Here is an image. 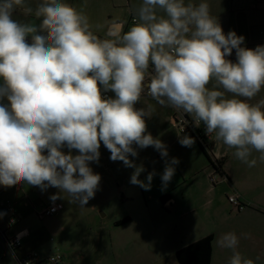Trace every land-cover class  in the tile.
Instances as JSON below:
<instances>
[{"label":"clouds","instance_id":"9594fccd","mask_svg":"<svg viewBox=\"0 0 264 264\" xmlns=\"http://www.w3.org/2000/svg\"><path fill=\"white\" fill-rule=\"evenodd\" d=\"M17 8L39 25L14 19ZM133 11L126 32L113 21L101 38L104 26L65 0H41L35 10L26 0H0V101H7L0 103V185L54 187L53 202L67 193L85 207L100 186L90 164L99 162L102 143L113 162L134 169L130 183L145 191L156 173L140 180L145 168L130 157L153 147L165 161L166 188L180 161L169 160L167 146L147 131L151 106L136 107L145 89L158 104L202 122L205 134L248 167L257 162L249 159L253 151L264 160V100L249 103L264 89V45L243 47L245 37L225 33L206 0H141ZM179 142L192 147L195 139ZM217 243L233 250L229 264H253L236 250L235 232Z\"/></svg>","mask_w":264,"mask_h":264},{"label":"crops","instance_id":"0c3cea01","mask_svg":"<svg viewBox=\"0 0 264 264\" xmlns=\"http://www.w3.org/2000/svg\"><path fill=\"white\" fill-rule=\"evenodd\" d=\"M65 2L78 9L83 7L93 25L104 26L96 34L106 38L105 32L113 21L121 23L125 32L132 26V19L135 17L133 9L139 6L141 0H65ZM200 2L201 0H185L186 4ZM206 2L210 6L211 15L218 18L225 33L235 31L237 35L245 37L243 47L254 49L258 45H264V0H206ZM26 3L35 10L41 0H26ZM158 15L163 13L158 12ZM13 18L21 23L35 25L40 23L34 15L25 16L20 8L16 9ZM228 59L235 62V50ZM207 87L212 89L214 82H210ZM105 94L114 95L110 92ZM226 96L231 97V94L226 93ZM261 100H264V89L249 103L255 104ZM0 103L6 104L7 101H0ZM149 106H151V112L150 117H145L146 123L163 138L171 158L179 159L180 163L176 169L179 170L180 179H183L170 190L169 198L162 204L163 207L170 212H180L186 217L199 216L197 212H203L208 219V224L202 222L195 240L213 237L212 262L216 257L218 260L221 257L223 261H226L225 256L233 255V250L220 247L217 241L223 234L235 232L239 238L236 250L246 259L254 258L261 261V264L264 263V160L260 159L261 154L253 151L249 159H256L257 162L255 167H248L234 156V149L228 148L217 140L213 133L211 158L214 161H222L224 174L219 176L218 183L214 186L209 178L215 170L210 166L196 142L192 147H184L180 144V138L190 135L180 134L174 127L172 108L167 104H158L147 95L145 89L141 102L136 107L148 108ZM202 126L205 127L203 123ZM63 150L68 151L67 148ZM138 153L143 151L138 149ZM73 154H76L75 151ZM190 154L195 159V163L189 160ZM136 164H143L145 171L141 175H148L150 172L148 164L143 162ZM90 166L101 176L100 186L94 198L90 199L85 207H81L78 203H72V198L67 193H61L63 198L55 201L62 203L64 210L52 217L39 218L37 213L52 201L50 197L58 194L59 189L49 187L42 190L38 186L21 183L6 188L2 192L0 212L6 213V204L10 202L16 206L20 221L14 227L8 228L5 214L0 218V230L6 231L8 236L23 230L29 232V235L23 239L22 249L18 255L38 252L42 257V264H45L44 261L48 256L55 253L63 255V264H167L163 259L165 253L158 251L157 247L154 248L156 253L150 251L153 247L146 244L143 230L138 225H134L132 219L126 216L129 222L118 225L123 220L119 219L123 211L119 213L118 209L109 226L91 225L88 227L90 234L88 232L82 234L79 231L76 223L81 218L85 221L89 216L101 215L106 218L113 215L116 207L119 208L125 203L129 190L128 184L134 171L133 168L125 167L122 161L113 162L110 159V152L102 143L99 162H93ZM201 173H207L203 182L206 196L199 202L191 195L188 196L186 191ZM139 179L143 180L141 177ZM116 186H121V189L117 190ZM180 188L182 190L177 195ZM231 195H236L245 205L243 210L238 211L229 204L228 198ZM34 214L41 219V222H45L42 226L30 227L26 224L33 219ZM95 230L98 234L92 239ZM179 250L176 248L175 252ZM176 253L169 264H179ZM0 264H13L5 255L1 242Z\"/></svg>","mask_w":264,"mask_h":264},{"label":"rangeland","instance_id":"374dc122","mask_svg":"<svg viewBox=\"0 0 264 264\" xmlns=\"http://www.w3.org/2000/svg\"><path fill=\"white\" fill-rule=\"evenodd\" d=\"M147 131L150 132L153 137H158L163 141V138L160 137L148 125ZM139 150H142L143 153H139L138 157L136 158L130 157V159H133L135 163H146L150 167V172L155 171L156 174L154 175L151 182V189L145 191L140 186L133 185L129 182V190L126 194L127 200L119 208L116 207L114 209L113 215H110L106 218L102 217L101 215L97 217L89 216L87 221L81 218L76 224H78L79 231L82 234H85L87 232L88 234H90L88 230L89 226L94 225L96 227L101 224H103L104 226H109L111 221L115 217L117 209L119 213L123 211L119 219H125L126 216L132 219L133 224L138 225L139 228L143 230V236L146 244H150V246L153 247V249H151L150 251L156 253L154 248L157 247L158 251L165 253V257L163 259H165L166 263L169 264L171 260L174 259L173 257L176 253V248L182 249L183 247H186L197 241L195 239L200 232L201 228L199 227L201 226L202 222L208 224V219L203 214V212H197L199 216L186 217L180 214V212L174 213L175 211L170 212L169 210L165 209L162 205V197L167 192L169 193L170 190L174 189L176 185L180 183V181H183V179H180V176L178 174L179 170L176 169L175 175L173 176L172 180L168 183L167 187L164 188L161 180V175L165 167L164 159L161 158L160 153L153 147ZM188 158L190 161L192 160V162L195 163V159L191 154L190 156H188ZM168 159H171L170 154L168 155ZM153 167L154 169H152ZM210 172L211 170L208 172V174ZM206 175L207 173L199 174L186 191V194L188 196L191 195L195 200H199V202L203 201L204 197L206 196L205 185H203ZM140 177L143 178V181L147 182L146 174H142L140 175ZM116 189H121V186H116ZM181 190L182 188H180L176 194H180L179 192H181ZM44 223L45 222H41V219H39L34 214L33 219L28 221L26 224L30 227H35L38 225L42 226ZM97 234L98 232L97 230H95L94 234L92 235V239L97 237ZM159 255L164 256L163 254ZM231 256L232 255L230 254L225 256L226 261H223L221 257H219L218 260L216 257L214 261L211 262V264H229ZM252 261L253 264H261V261H259L258 259L253 258Z\"/></svg>","mask_w":264,"mask_h":264},{"label":"built area","instance_id":"2783aa9c","mask_svg":"<svg viewBox=\"0 0 264 264\" xmlns=\"http://www.w3.org/2000/svg\"><path fill=\"white\" fill-rule=\"evenodd\" d=\"M132 21L133 23L135 22V17L132 19ZM149 72H151V66ZM105 96L109 95L105 94ZM172 110L174 112L173 124L177 131L183 135H194L197 138V141L203 147V149H205L208 152L209 156H211V149L209 150L208 148L211 145L213 134H205L202 122L196 123L191 115L184 113L182 110L178 111L174 108H172ZM219 176L220 175L216 171L212 172L209 178L212 185L215 186L218 183ZM5 189L6 188L4 186L0 185V196ZM228 202L238 211H241L245 208V205L240 201V199L236 195L229 196ZM1 204L2 201L0 198V205ZM63 210L64 205L62 203L57 201H51L45 207H43V209L40 210L37 215L39 218L52 217L58 215ZM5 212V214L7 215L6 223L8 228H12L19 223V214L17 212L16 207L12 203L7 202ZM10 221H14V223H10ZM28 235L29 232L27 230H23L12 236H8L6 234V231L0 230V242L2 243L4 253L7 257L10 258L13 264H42V257L38 252H30L23 256L18 255V252L22 249L23 239ZM63 260L64 257L61 253H55L48 256L45 259L44 263L63 264Z\"/></svg>","mask_w":264,"mask_h":264},{"label":"trees","instance_id":"16d2710c","mask_svg":"<svg viewBox=\"0 0 264 264\" xmlns=\"http://www.w3.org/2000/svg\"><path fill=\"white\" fill-rule=\"evenodd\" d=\"M195 139L196 144L201 149L205 157L207 158L210 166L214 168V170L220 175L223 176V168H222V161H214L212 160L211 156H209L208 152L203 149L201 144L197 141V138L193 135L192 136ZM211 149V145L208 148ZM169 198V193H166L161 201L162 204L165 203V201ZM129 219L125 218L121 222L118 223V225L123 223H128ZM212 242L213 237L208 236L206 238H203L193 244H190L186 247H183L176 253V259L179 264H211L212 262Z\"/></svg>","mask_w":264,"mask_h":264}]
</instances>
